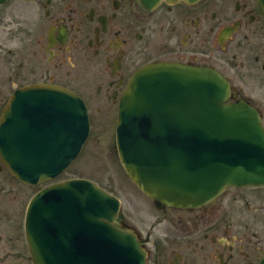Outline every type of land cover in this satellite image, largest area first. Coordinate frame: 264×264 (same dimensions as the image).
<instances>
[{
  "label": "flooded vegetation",
  "instance_id": "1",
  "mask_svg": "<svg viewBox=\"0 0 264 264\" xmlns=\"http://www.w3.org/2000/svg\"><path fill=\"white\" fill-rule=\"evenodd\" d=\"M160 61L215 68L230 82L233 100L253 104L264 123L259 0L162 1L154 9L141 0H0V118L19 89L58 86L87 104L89 138H114L128 83ZM34 187L0 160V264H34L25 231ZM244 189L264 192L228 187L182 209L159 207L139 190L138 202L124 203V220L138 232L148 264H264V195Z\"/></svg>",
  "mask_w": 264,
  "mask_h": 264
},
{
  "label": "water",
  "instance_id": "2",
  "mask_svg": "<svg viewBox=\"0 0 264 264\" xmlns=\"http://www.w3.org/2000/svg\"><path fill=\"white\" fill-rule=\"evenodd\" d=\"M141 1L154 9L180 0ZM231 90L216 69L179 62L150 63L132 77L119 103L117 148L127 174L158 206L194 208L228 186L264 185L261 114L243 99L230 101ZM89 134L82 98L28 86L3 109L0 159L19 180L41 184L72 165ZM26 234L34 264H148L120 199L90 179L38 191Z\"/></svg>",
  "mask_w": 264,
  "mask_h": 264
},
{
  "label": "rangeland",
  "instance_id": "3",
  "mask_svg": "<svg viewBox=\"0 0 264 264\" xmlns=\"http://www.w3.org/2000/svg\"><path fill=\"white\" fill-rule=\"evenodd\" d=\"M112 141L115 142V135L113 138L110 133L99 136L93 134L84 145L79 157L55 181L74 177L89 178L120 197L128 208L132 200L138 202V199L141 198L139 190L126 174L118 156L116 142L111 144ZM45 185L36 186L33 191L36 192ZM22 190L25 193L28 192L26 189L22 188ZM247 191L250 190L244 189V192ZM250 194L260 197L264 195V192Z\"/></svg>",
  "mask_w": 264,
  "mask_h": 264
}]
</instances>
